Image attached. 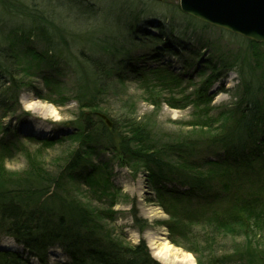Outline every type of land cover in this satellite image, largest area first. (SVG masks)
<instances>
[{"label": "trees", "instance_id": "1", "mask_svg": "<svg viewBox=\"0 0 264 264\" xmlns=\"http://www.w3.org/2000/svg\"><path fill=\"white\" fill-rule=\"evenodd\" d=\"M46 1L27 0L28 4L20 1L28 7L24 10L7 1L8 10L6 6L1 9L0 18L6 19H0V105L8 108V103L13 99L17 101L19 93L29 86L25 80H31V73L26 75L25 67L38 71L34 75H39L51 92L54 79L50 72L69 65L77 77L76 102L84 112L72 133L64 138L41 139L45 145L67 140L76 145L65 157L59 173L35 172L34 168L15 177L6 178L0 173V239L11 238L26 252L24 256L0 249V264H161L150 256L142 238L137 244L126 246L112 230L100 224L91 209L75 200L72 194L62 195L60 191L64 181L81 183L98 201H107V207L112 208L115 189L106 166L93 164L106 145L133 173L139 170L147 173L155 202L169 218L165 226L173 236L170 242L174 245L181 244L177 237L190 236L191 239L194 236L189 230L193 225L210 231L224 228L232 232L234 224L239 223L246 230L245 236L258 230L264 223V105L255 87L236 71L242 87L241 97L233 107L214 114L209 89L220 78L212 64L214 60L205 62V68L212 69L210 74L194 83L188 74L174 73L160 63L140 66L134 58H120L113 63L82 50L81 59L66 58L60 53L62 49L53 45L55 32L50 30V25L54 23V14L46 9L50 8L43 4L48 5ZM73 1L68 2V7H75V20L97 17L98 11L90 4L80 6ZM11 5L16 6L15 12H11ZM19 13L29 19L28 26L13 23L17 18L13 15L19 16ZM161 27L160 24L157 29L162 32ZM23 33L45 39L47 49L38 51L29 39H23ZM143 39L146 42H142V46L163 52L158 48L161 36L144 33ZM135 43L136 35L131 40L132 45ZM110 48L104 45L105 51ZM156 58L160 61L159 56ZM224 66L231 69V64ZM111 77L119 81L137 80L147 91H167L171 95L179 90L185 93L187 88L188 93L181 101L195 110L194 121L189 126L200 136L192 139L188 134L187 139L157 148L152 145L150 122L141 118H131L127 134L124 132L118 137L114 124L107 128L98 118L100 128L96 130L92 118L96 117L99 98L111 88ZM15 145L12 140L2 144L5 150ZM256 211L253 224L246 227L245 216L252 218ZM132 218L142 231L146 221L137 216L135 206H132ZM54 245L60 248L66 260L50 263L48 251ZM205 261L196 258V264H264V252L249 243L242 253L209 255Z\"/></svg>", "mask_w": 264, "mask_h": 264}, {"label": "rangeland", "instance_id": "2", "mask_svg": "<svg viewBox=\"0 0 264 264\" xmlns=\"http://www.w3.org/2000/svg\"><path fill=\"white\" fill-rule=\"evenodd\" d=\"M7 1L18 4L23 10L28 9L23 5L28 4L27 0H0V13L4 6L8 10ZM20 1L24 3L21 4ZM69 1L47 0L48 5L43 2L45 7H50L46 9L54 14V23L50 25V30L55 32L53 45L61 48L60 53L66 58L74 61L81 59L79 55L82 50L88 55L108 58L113 63L120 58H134L135 63L140 66L152 67L160 63L168 66L174 73L182 76L188 74L194 83H199L210 74L212 69H206L205 62L211 59L214 60L212 64L215 71L220 75L209 89V93L213 95L211 105L215 108L214 114L233 107L241 97L242 87L236 71L255 87V92L264 105V44L255 43L183 14L179 9V0H76L80 6L87 3L98 11L97 17H85L82 20L73 18L75 7L69 8ZM36 2L38 1H34ZM42 7L39 8L40 11ZM10 8L11 12L17 10L15 5ZM20 14L13 15L17 17L13 23L28 26L29 19ZM7 15L9 18L10 13ZM0 19L4 20L6 17ZM160 24L162 32L157 29ZM30 33H23V39H29V43L34 44L38 51L47 49L48 43L45 39L36 33L37 37ZM144 33L161 36L162 41L158 48L163 52L154 51L150 46H142V42H146L143 39ZM135 35L136 43L132 45L131 40ZM49 43L52 44V41L49 40ZM18 44L24 46L23 43ZM100 44L110 45L111 48L105 51L104 45ZM156 56H159L160 61H157ZM145 58L148 60H144ZM226 64H231V69L225 67ZM40 67L43 73L44 64ZM24 71L26 75L31 73V76L28 75L31 80H25L29 86L19 93L17 101L13 99L8 103V108L0 105V173L6 178L15 177L34 168L35 172L43 170L44 173L55 175L63 168L65 157L76 145L70 140L45 145L41 139L64 138L80 124L84 110L76 102L77 77L72 67L61 65L50 72L54 87L49 92L41 77L34 75L38 71H31L26 67ZM110 80L111 88L99 98L96 117L92 118L96 130L100 128L97 120L100 119V114L116 126L117 137L124 132L127 134L128 121L131 118L149 121L152 145L157 148L165 143L174 144L187 139L188 134L193 136L192 139L200 136L199 132L194 133L189 126L194 121L195 110L181 101L184 94L188 93L187 88L185 93L179 90L171 95L167 91H147L133 79L119 81L111 77ZM185 84L183 82V87ZM35 126L40 128L39 132L33 131ZM9 140L16 145L5 150L6 147L2 144L6 145ZM121 161L106 145L93 162L106 166L115 189L112 193L115 200L112 208L107 207V201H98L97 196L90 194L81 183L64 181L60 191L62 195L72 194L75 200L91 209L99 218L100 224L112 230V234L126 246L135 245L142 238L150 256L161 264H178L180 254L189 255L193 264H196V258L206 262L209 255L242 253L249 243L264 252V223L247 236L246 230L239 223L234 224L232 232L224 228L210 231L193 225L189 230L194 236L191 239L190 236L182 239L177 237L181 244L174 245L170 242V237L173 236L165 226L169 218L155 202V193L149 184L147 173L140 170L133 173ZM132 206L137 209V216L146 221L142 231L134 225ZM255 214L257 211L252 218L245 216L246 227L253 224ZM6 241L11 245L6 244L8 248L1 250L15 251L26 256L23 247L11 238H1L0 246ZM163 242L174 250L165 256H158L157 248ZM176 254L179 257L175 258ZM48 259L53 263L56 260H66V257L54 245L49 248Z\"/></svg>", "mask_w": 264, "mask_h": 264}, {"label": "water", "instance_id": "3", "mask_svg": "<svg viewBox=\"0 0 264 264\" xmlns=\"http://www.w3.org/2000/svg\"><path fill=\"white\" fill-rule=\"evenodd\" d=\"M179 9L202 23L264 44V0H179ZM98 116L111 128L104 115Z\"/></svg>", "mask_w": 264, "mask_h": 264}, {"label": "bare ground", "instance_id": "4", "mask_svg": "<svg viewBox=\"0 0 264 264\" xmlns=\"http://www.w3.org/2000/svg\"><path fill=\"white\" fill-rule=\"evenodd\" d=\"M39 129L40 128L38 126H35V128L33 129V131L34 132H39L40 131ZM6 244H8V246L11 245L9 243V241H6V243L3 242L1 244V247L7 249L8 247L6 246ZM157 249H158V251H157L158 256L159 255L165 256L167 253H170L171 251L174 250L166 242L160 243V248H157ZM177 254H176V257L175 258L179 257V255H177ZM154 255H156V253H154ZM180 256H181V258L179 259L178 264H193V262L191 260V257L189 255H182V254H180Z\"/></svg>", "mask_w": 264, "mask_h": 264}]
</instances>
